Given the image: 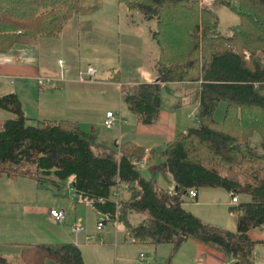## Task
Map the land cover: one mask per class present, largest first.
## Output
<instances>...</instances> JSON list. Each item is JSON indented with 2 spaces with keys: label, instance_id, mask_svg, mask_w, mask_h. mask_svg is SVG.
<instances>
[{
  "label": "trees",
  "instance_id": "trees-1",
  "mask_svg": "<svg viewBox=\"0 0 264 264\" xmlns=\"http://www.w3.org/2000/svg\"><path fill=\"white\" fill-rule=\"evenodd\" d=\"M157 22L159 57L154 67L165 82H200L199 124L179 132L160 153L157 169L170 172L175 193L146 179L134 165L146 149L116 143L117 152L94 147L95 136L71 120L31 123L15 93L0 96V107L14 112L0 128V177L42 175L73 178L78 203H87L105 223L118 225L124 242L172 245V264L181 244L194 239L228 256L231 264L257 262L249 231L264 227V0H215L241 18L231 36L220 30L218 14L200 0H117ZM100 0H0V52L16 44L60 37L73 17L95 13ZM93 28L80 20V31ZM248 53V55H247ZM120 72L109 79L119 81ZM122 99L142 124L157 123L162 86L158 82L123 84ZM223 106L221 118L217 111ZM255 133L260 146L250 139ZM120 151V154H118ZM125 186L119 198L114 187ZM224 188L248 196L230 206L237 229L207 223L186 207L191 190ZM135 215H141L139 221ZM85 264L72 241L25 244L15 260L0 264Z\"/></svg>",
  "mask_w": 264,
  "mask_h": 264
},
{
  "label": "rangeland",
  "instance_id": "rangeland-1",
  "mask_svg": "<svg viewBox=\"0 0 264 264\" xmlns=\"http://www.w3.org/2000/svg\"><path fill=\"white\" fill-rule=\"evenodd\" d=\"M100 2L101 8L95 13L80 18L73 17L68 22L62 37L42 39V43L45 44V49L42 51L44 62L49 64V69L55 68L57 73L65 76L66 81L64 83L70 82L74 89L71 95L68 96L72 108H74L67 110L68 119L77 122L83 131L96 134L94 135L97 136L94 147L97 149L106 148L105 144L108 143L104 141V137L118 138V130L121 128L119 125L113 128L106 127L104 121L108 110L122 113L125 118H128L127 127L132 128L137 123L135 114L122 99L121 85L155 81L158 74L153 67L159 57V47L154 38V31L157 30L156 20L145 18L139 10H129L124 4H119L117 0H100ZM200 4L218 14L220 30L225 34L231 35L229 33L230 26L241 21L240 16L225 4L215 5V0H200ZM87 19L92 21V31L79 32V21ZM60 59L64 62L62 66L59 64ZM88 65L98 68L97 79L103 83H97L99 81L95 83L104 85H95L94 82H81L79 80L80 72L84 71ZM67 67H71V73L65 71ZM114 71L120 72L119 81L122 84L109 79L113 76ZM70 79L74 80L71 81ZM199 100L200 87L196 84L166 83L162 85V107L171 109L180 115V120L179 116L174 117L179 120L178 127L188 129L199 124ZM222 114L223 106L217 111L216 117L221 118ZM159 138L160 136H158ZM261 141L262 138L258 133H255L250 139L253 146H260ZM154 143L152 144L154 152L158 154L162 147L157 146V141ZM112 147L114 152H117L114 143ZM156 160L160 162L159 157ZM142 173L149 179H155L156 181L159 177L160 180L157 183L162 189L174 190L173 188L170 189L175 181L170 172L161 170L153 172L148 168H144ZM33 182L40 185L39 203L42 207L40 214L36 216L17 214L18 212L15 211L16 206H10V220H24L33 229L34 226H39L42 236L39 237L38 234L35 237L38 242L73 241L67 225L57 223L51 218L50 211L53 209L65 211L68 223L76 217L88 233L105 238L103 236L105 231L97 230L98 221L101 218L98 213L90 205L76 202L77 197L72 187L73 178L62 181L56 176L42 175L39 180L34 179ZM217 190L220 195L226 194L227 196L229 194L224 188H218ZM120 193L123 197L127 196L126 188L121 186ZM26 197H32V195L26 193ZM240 199L246 200L248 196L242 195ZM10 204L14 205L15 203ZM186 207L191 211L194 210L192 200H188ZM216 208L215 205L211 207L203 206L200 211L208 219L221 223L223 225L221 227L236 230V218L231 217L229 206H220L221 213L218 217L214 216L215 213L212 211L217 210ZM141 217V215H135L133 218L135 221H139ZM29 226L25 228L29 230ZM117 241L124 243L122 230L119 231ZM181 246L187 245L182 244ZM147 248V251L143 250L146 257L149 258L151 257L149 255L155 251L156 246L151 244ZM157 248H170L171 251V246L168 243H162ZM170 251L165 256L164 264L170 255ZM10 252L13 253V251ZM160 252L162 253V251ZM150 259L153 261L152 264L156 263L153 258ZM176 264H190V261L182 258Z\"/></svg>",
  "mask_w": 264,
  "mask_h": 264
},
{
  "label": "crops",
  "instance_id": "crops-1",
  "mask_svg": "<svg viewBox=\"0 0 264 264\" xmlns=\"http://www.w3.org/2000/svg\"><path fill=\"white\" fill-rule=\"evenodd\" d=\"M92 29L89 30V32L92 31ZM64 31L62 32V34L64 33ZM79 32H81L80 29ZM229 33H231L232 35L231 31H229ZM227 35L231 36L230 34ZM42 39L44 38L39 39L35 44H16L9 52H0V96L9 93H15L21 103L24 115L29 118L31 123H34L36 120L41 119L71 120L68 119L69 115L67 114L68 109H74L72 108V103L69 101L70 98L68 99V96H70L74 91L70 82L67 84L64 82L59 83L47 89H41L37 83L38 76H61L60 73H57V70H55V68L49 69V64L44 62L42 51L45 49V44L42 43ZM153 68L155 69V67ZM66 69L67 72L71 73V67H67ZM155 71L158 74L156 69ZM160 78L161 77L158 74V77L155 81L149 82L159 81L161 83V86L166 83L185 85L196 84L200 87L201 97L200 82H165ZM70 80L72 81L74 79ZM90 82L103 83L98 80L97 77L94 81ZM97 83H95V85H104ZM104 83L107 84L106 82ZM117 83L122 84L120 81H118ZM129 84H136V82ZM13 115V111L0 107V128L2 126L3 120ZM176 116H179L180 120L181 117L180 115L176 114V112L171 109H165L162 107L161 97V114L160 119L157 123L142 124L137 122L134 127L131 128L127 127L128 118H126L127 122L119 126L122 129L120 128L118 130V138L112 139L109 137H104V141H106L108 144H105L106 148H98V150L116 153L114 152L112 147L113 143L116 147V143L121 145L126 142H133L139 146L144 147L146 150H150L146 166L138 168L141 174L146 179H149L142 173V170L144 168H148L151 171L156 172L158 170V164L163 160L160 156L161 151L165 149L169 143L174 141L179 132H187L188 130L185 127L182 128L177 126L179 120H176V118H174ZM135 120L137 121L136 115ZM87 133L96 135L93 132ZM158 136H160L159 139ZM96 137L97 136H95V140ZM156 141L158 143L157 146L162 147V150L158 154L154 152V146L152 145L155 144L154 142ZM118 154H120V151H118ZM157 157L160 158V162L156 160ZM33 180L34 178L30 177H19L14 179L8 176L6 177V175L0 177V257H6L10 260H15L25 244L39 243L37 241L38 239L35 238L38 234L39 237L42 236L39 226H34L35 228L33 229L32 226L27 225L24 220H10V206H16L15 211L18 212L17 214L22 213L31 216L40 214L42 210V207L39 203L41 193V190L39 189L40 185H38V183L35 184ZM159 180L160 178L157 177V181ZM172 188L174 189L173 191H175V181L170 189ZM217 189L218 188H203L202 190L200 189L196 191L197 196L194 198L189 197V200H192V205L194 207V210L192 212L199 216L203 221L223 226L221 225V223H216L211 219H208V217H205V215H203L200 211V208H202L203 206L211 207L215 205L217 207V210L212 211L215 213L213 215L218 217L221 213L220 206L226 205L229 206L230 209V206L234 205L231 199V192L227 190L229 192V194H227V196L229 197L228 198L226 194L220 195L219 192H217ZM26 193L32 195V197L27 198ZM128 196L129 193L127 192V196L125 197ZM238 197L240 201V196ZM10 203L15 204L11 205ZM187 204L188 202L186 203V206ZM218 209L220 212L218 211ZM230 215L231 217H235V214L233 212H231ZM51 218L54 220L52 216ZM67 220L68 217L66 214L65 222L60 224H66L69 228V231L72 234L71 237H73L72 242H75L80 247L85 264H152L153 261L150 258H153L156 261L155 264H164L165 256L170 251V248H157V246L160 244H153L156 246L155 251L150 254L149 256L151 257L148 258L146 257L145 251L143 249L147 251V246H151L152 243H119L117 239L119 231L121 229L120 227L118 228V225L106 223L105 228H97L98 231H105L103 235L105 238H103L100 236H93L91 233H88L85 227L83 231L73 233L71 230V226L78 220L76 217L70 220L69 223ZM54 221L57 222L56 220ZM27 226H29V230L25 228ZM235 227L237 229V220L235 222ZM249 235L253 240L258 241V244L255 247L256 261L264 262V227L260 229L250 230ZM183 244L187 246L179 247L181 248V250L177 251L176 255L173 258L172 264H176L182 258H184L185 260H189L190 264H218L224 261L232 262V260L224 253L194 239H189ZM169 245L172 248V245ZM10 251H13V253ZM160 251H162V253ZM183 254L184 256H182ZM44 264L58 263L52 260H48Z\"/></svg>",
  "mask_w": 264,
  "mask_h": 264
},
{
  "label": "built area",
  "instance_id": "built-area-1",
  "mask_svg": "<svg viewBox=\"0 0 264 264\" xmlns=\"http://www.w3.org/2000/svg\"><path fill=\"white\" fill-rule=\"evenodd\" d=\"M207 1V0H204ZM248 55V53H247ZM60 66L64 64L63 60H59ZM65 71L67 69L65 68ZM98 74V68L92 65H88L84 71L80 72V81L85 82V81H94L97 77ZM66 81V77L61 74L59 77H49V76H38L37 77V83L41 89H47L49 87H52L56 84L63 83ZM127 122V119L121 114V113H115L113 111H108L106 113V119L104 124L108 128H113L117 125H122ZM149 153L150 150L145 151V155L142 159L135 158L133 160L134 165L137 168L144 167L146 166L147 160L149 158ZM114 194L116 195L117 198L120 196V187H114ZM171 194H174L175 191H170ZM190 198H194L197 196V192L195 190L190 191ZM232 203L237 204L239 203V197L237 195H232ZM51 216L54 218L59 223H64L66 219V213L63 210H56L53 209L50 211ZM106 227V223L104 222L103 219H100L98 221L97 228L98 229H103ZM71 230L73 233H77L80 231L84 230V225L78 221L74 222L73 225L71 226ZM218 264H231V261H224Z\"/></svg>",
  "mask_w": 264,
  "mask_h": 264
}]
</instances>
